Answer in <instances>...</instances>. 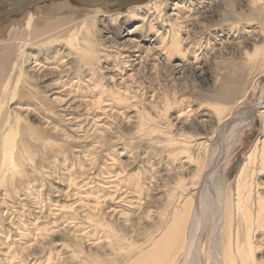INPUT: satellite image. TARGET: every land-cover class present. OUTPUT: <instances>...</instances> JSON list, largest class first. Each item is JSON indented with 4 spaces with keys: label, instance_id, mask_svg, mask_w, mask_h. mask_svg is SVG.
Masks as SVG:
<instances>
[{
    "label": "rangeland",
    "instance_id": "1",
    "mask_svg": "<svg viewBox=\"0 0 264 264\" xmlns=\"http://www.w3.org/2000/svg\"><path fill=\"white\" fill-rule=\"evenodd\" d=\"M151 1L0 0V264H185L177 220L188 264H221V207L264 140V0H155L159 21L128 19ZM254 109L204 184L219 122Z\"/></svg>",
    "mask_w": 264,
    "mask_h": 264
},
{
    "label": "bare ground",
    "instance_id": "2",
    "mask_svg": "<svg viewBox=\"0 0 264 264\" xmlns=\"http://www.w3.org/2000/svg\"><path fill=\"white\" fill-rule=\"evenodd\" d=\"M196 1H198V0H196ZM70 3H71V1H70ZM157 4H158V2L156 3L155 0H152L150 4H146L143 7L142 6L141 7L140 6L139 7H135V8H133L132 10H130L128 12L129 15L127 14L128 15L127 17H128V19H131V18L132 19H136L137 15H139V13L142 10L146 11L145 14H147V16L152 17V15H154L156 13L158 8L164 6L163 4L161 5L160 3L158 5ZM63 7H64V4H59V5H56V6H49L48 9H45L44 11H42L40 13H43L42 15H47L46 18H49V19H50V17H54L55 18V16H53L54 15L53 14L54 11H57V14H58L59 12L63 11V9H64ZM177 8H182V6L177 5ZM160 11H161V8H160ZM162 12H163V10H162ZM157 15L154 17L153 20H156V21L160 20L162 15L161 14H157ZM225 15H226V17L227 16L230 17V9ZM123 17H125V16H123ZM149 17H146V18H149ZM33 19H34L33 17H30L26 21L28 23V25L33 23ZM61 22L62 21H59V22L56 21L55 23L60 24ZM38 23H39V21H38ZM139 28H140V26H139ZM152 28H155V26H153ZM173 29H171V34L173 32L176 35H174V36L172 35L171 45L170 46L167 45L168 46L167 48L169 50L175 49L176 51L181 52L182 51V48H181V45H180L181 41L179 42L180 38H178V36H177V32H176L177 29H176V31H174ZM164 31H166V30H164ZM162 39H164V38H162ZM202 43L203 42L201 41L198 44L199 50L203 46ZM74 48H75V46H74ZM203 48H205V47H203ZM193 49L194 48H192V50ZM188 50H189V48L187 49L186 52H188ZM80 51H85V50L81 49ZM228 92H231V90L230 91L228 90ZM224 94L225 95H229L230 96L229 99L231 98L232 94H226V93H224ZM219 99H220V97H219ZM227 99H228V97H227ZM262 103H263V106H264V99H263ZM256 113L257 112L255 111V109L252 110V111H245V112H242V111L231 112L230 111L229 114L226 116L225 120L223 122H221V123L219 122V124H220V126H219V135H218L219 139L217 140V143H216V145L217 144L218 145L215 146L216 147V152L213 154V160L209 163V165L207 167H205L206 171L204 172V175H203L204 176V178H203L204 184L207 183L208 178H210L212 176L211 173H213V169L216 166L215 165V161L217 159V156L221 155V153H220L221 148H222L221 145H222V142H223L224 138H226L227 136L233 135L235 133L236 128L241 125L240 123L248 122L250 119H252L254 117V115ZM260 143H261L262 147L258 146L259 145V142H258L256 147L252 151V153L246 159V162L244 163V165H243V167H242V169L240 171L239 178L237 179L236 188L235 189H232L231 187L228 188L226 202H225L224 206L222 205V207H221V217L223 218V221H224V222H222V225L225 227V230H226V233H227V243L225 244V248H224V253L222 255L223 257H222L221 264H227L228 261L234 262L235 264H255L254 263V259L250 258L251 257V253H252L251 246H252V244L254 242V234L258 233V232L261 233V234H260V239L258 240V243H254V252H256L257 248H259V247L262 250L261 245L263 244L262 239L264 237V181H261V178L264 176V140L262 142H260ZM199 185H201V183ZM206 192L207 193H211L209 189ZM206 192H204V193H205V195L207 197V193ZM205 200H206V198H205ZM195 203H196V201H195ZM204 203H205V201L203 199L201 201V203L199 204L201 208H203V204ZM186 205H187V202H186ZM192 207L193 206H190L188 216L190 215L191 221H192V226L195 225L194 226V228H195L196 225L200 224V218L197 216L199 211L197 213L196 212L193 213L192 211H195V210L191 211ZM197 208L198 207H196V209ZM201 212H202V210L200 211V213ZM200 217H202V216H200ZM214 217H216V216H214ZM177 219H179V218H177ZM177 223L179 224L178 226H180V229L178 228L179 231L176 232L177 233L176 235L173 232V234L175 236V240H176V236L178 235V233H179V235L177 236V238H178L177 241L173 242L172 244L176 243L175 245H177L176 246L177 250L180 251L181 254L184 253L186 255L187 260H185L186 258L184 260H185V264H188V262H190L188 260V258L190 257L191 253H193V251L195 249L193 247L194 243H192V242H195V241H192V239H189V237L187 235H185L186 226H184V225H186L187 220H180V222H178V220H177ZM183 223H184V225H183ZM193 229H191V232H192ZM196 230H197V228H196ZM189 233H190V231H189ZM173 234H171V235H173ZM193 235L194 234L190 235L191 238L193 237ZM195 235H196V231H195ZM241 235H242V237H241ZM166 236L168 237L169 235H167V233H166ZM157 240H159V239H157ZM162 242H163V240H162ZM175 245H172V246H175ZM192 248H194L193 251H192ZM161 249H163V248H161ZM173 250H171V251L173 252ZM231 250H232V253H231ZM160 251H163V250H160ZM175 253H177L176 250H175ZM171 254H174V253H171ZM165 255H167V254H165ZM171 257H172V255L169 256L170 259H171ZM192 257H193V255H192ZM161 259H162V257H161ZM159 261H160V259H159ZM170 264H173L172 261L170 262ZM189 264H191V263H189Z\"/></svg>",
    "mask_w": 264,
    "mask_h": 264
}]
</instances>
